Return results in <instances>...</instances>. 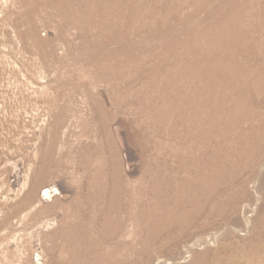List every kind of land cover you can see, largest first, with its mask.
I'll return each instance as SVG.
<instances>
[{
  "label": "bare ground",
  "instance_id": "6f19581e",
  "mask_svg": "<svg viewBox=\"0 0 264 264\" xmlns=\"http://www.w3.org/2000/svg\"><path fill=\"white\" fill-rule=\"evenodd\" d=\"M35 1L36 8L41 1ZM148 2L149 13L138 12V29L148 28L150 33L145 39L146 48L143 43L130 40L128 30H123L122 23L118 22L120 17L125 19L126 11L144 10L141 0H115L113 10L103 0L91 4L88 0L66 3L69 5L65 11L66 25L78 19L86 21L90 13L100 16L99 12L104 9L107 12L100 16V22L92 20L87 21L88 24L104 25L105 18L112 20L107 24L105 40H99L97 33L92 36L93 40L84 34L81 37V53L93 63V70L87 75L94 83L110 84L115 93L125 96L132 92L133 77H139L132 64L145 65L144 59H147V63L154 62L155 66L150 69L151 74L146 76L145 85L137 94L148 93L152 88L153 95L161 96L163 102L187 98L202 105L209 98V106L207 109H144L153 113L146 116L148 121L139 127L142 132L137 127L133 140L142 153L145 171L139 176L138 183L130 187L124 184L117 158L108 163L100 155L99 145L79 149L73 164L76 171H84L85 177L81 183L74 181V199L66 205V214L62 215L55 232L61 243L51 250L58 248L67 253L66 257L54 256L55 264L95 263L91 258L92 246L85 247L82 254L76 247L77 233L80 232L78 225L80 227L87 221L98 223L100 239L107 241L103 252L96 251L98 263L103 264H110L111 257L121 264L118 259L124 248L136 255L174 257L179 254L178 247L184 240L207 230L225 227L238 232L240 222L236 217L238 207L235 202L242 200L244 193L217 190L222 183L226 184L223 180L227 173L239 176L249 173L243 183L252 177L258 178L264 194V109H210L211 97L219 99L218 107H226V88L232 90L239 85L242 89L256 87L259 93L264 90V31L256 34L251 30L264 29V8L258 7L256 9L260 12H251L246 0H191L194 12L178 15L176 5L170 6L161 0ZM245 15L251 19V26L245 22ZM154 38H160L157 44L151 42ZM111 45H117V48L113 49ZM189 86L194 88V95L186 91ZM234 101L241 104L238 99ZM142 111H135L136 120L140 122L147 115H142ZM100 112L103 110L98 109L97 115L100 116ZM153 124L164 127L168 142L163 143L148 133ZM106 129L107 125L101 124L98 131ZM156 146L160 148L159 152L161 150L158 155L148 153ZM51 151L49 147L43 155L41 172H46L45 158ZM167 151L168 154H163ZM126 221L137 226L131 235L134 243L114 240L129 235ZM246 226L248 234L241 239L242 245L233 239L220 244L215 251L196 253L193 262L239 264L248 259L255 264H264V205L246 222Z\"/></svg>",
  "mask_w": 264,
  "mask_h": 264
},
{
  "label": "rangeland",
  "instance_id": "374dc122",
  "mask_svg": "<svg viewBox=\"0 0 264 264\" xmlns=\"http://www.w3.org/2000/svg\"><path fill=\"white\" fill-rule=\"evenodd\" d=\"M34 1L0 0V264H55L52 260L54 256H67V253H62L58 248L51 249L61 243L55 232L59 228L62 215L66 214V205L74 199V181L81 183L85 177L84 171H76L73 164L81 147L92 149L99 145L100 155L108 163L117 158L124 184L130 187L138 183L139 176L145 171L142 153L133 140L137 127L144 121L147 122L146 116L153 113L144 109H207L209 106V98L202 105L187 98L163 102L161 96L153 95L152 88L148 93L137 94L151 74L150 69L155 66L154 62L147 63V59H144L145 65L132 64L139 77H133L132 92L128 96L118 95L110 84L94 83L89 77L93 63L86 60L81 53V37L84 34L87 39L93 40L98 34L99 40H105L107 24L112 20L105 18L104 25L88 24L87 21L100 22L107 10L99 12L101 17L98 13H90L91 16L88 14L87 18L91 20L78 19L79 21L75 20V23L66 25L68 18L65 11L69 8L66 3L80 0H36V3L41 1L36 8ZM98 1L88 0L90 4ZM103 1L107 7L114 9L115 0H109V5L108 0ZM141 1L144 10L126 11L125 19L120 17L118 22L122 23L120 27L123 30H128V37L132 38L130 40L143 43L146 48L145 39L150 33L148 28L138 29V12L149 13L150 4L148 0ZM161 1L170 6L176 5L178 15L194 12L191 0ZM246 3L250 4L248 6L251 7V12H260L256 9L258 7L264 8V0H246ZM161 15H158L159 18ZM245 22L249 26L253 24L248 17ZM251 30L256 34L264 31ZM159 40L160 38H154L151 42L157 44ZM116 46L111 45L113 49ZM188 88L186 91L194 95V88ZM226 89L224 94L229 100L225 102L226 107H218L219 99L211 97L210 109H264V90L259 93L256 87L242 89L239 85H235L232 90ZM214 92L218 95L216 90ZM233 98L240 100L241 104H237ZM98 109L103 110L100 116L97 115ZM136 109H143L142 115L147 114L141 122L136 120ZM96 118L99 120L96 121ZM58 123L62 124L57 127ZM101 124L107 125L106 131H98ZM153 125L148 133L151 132V136L160 138L163 143L168 142L163 133L164 127L161 129L160 126ZM49 147L52 151L46 155L45 163L48 166L44 173L41 172L42 159ZM159 149L156 146L148 153L158 155L161 152ZM168 153L169 151L163 154ZM227 174L223 180L226 184L222 183V187H217V190L222 193H244L242 200L235 202L238 207L236 217L240 222L238 232L234 233L225 227L220 230H207L188 241L184 240L178 247L179 254L176 257L166 254L136 255L124 248L118 259L121 264H195L193 261L196 253L215 251L220 244L229 243L233 239L242 245L244 242L241 239L248 234L246 222L264 205V194L259 188L258 178L252 177L245 184L242 182L249 173L242 176L233 172ZM32 189L35 192L31 196ZM134 225L126 221L129 235L114 240L124 241L126 244L134 243L131 236L137 228ZM80 227L78 225V245H75L79 254L85 251V247L92 246L93 264H103L98 263L97 252H103L101 250L108 244L100 239V225L87 221L81 223ZM115 261L114 257L109 258L110 264H119ZM239 264L255 262L244 259Z\"/></svg>",
  "mask_w": 264,
  "mask_h": 264
}]
</instances>
